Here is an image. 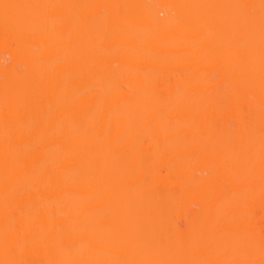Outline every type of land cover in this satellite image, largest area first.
Listing matches in <instances>:
<instances>
[{"label": "bare ground", "instance_id": "1", "mask_svg": "<svg viewBox=\"0 0 264 264\" xmlns=\"http://www.w3.org/2000/svg\"><path fill=\"white\" fill-rule=\"evenodd\" d=\"M0 264H264V0H0Z\"/></svg>", "mask_w": 264, "mask_h": 264}]
</instances>
